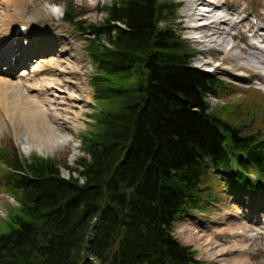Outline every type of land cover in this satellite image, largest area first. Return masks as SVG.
<instances>
[{
	"label": "trees",
	"instance_id": "trees-1",
	"mask_svg": "<svg viewBox=\"0 0 264 264\" xmlns=\"http://www.w3.org/2000/svg\"><path fill=\"white\" fill-rule=\"evenodd\" d=\"M171 2L114 0L98 23L65 12L99 110L68 178L52 159L7 160L18 205L0 226V264H202L172 230L215 198L210 170L242 193L264 180V134L245 130L238 104L210 105L228 84L192 66Z\"/></svg>",
	"mask_w": 264,
	"mask_h": 264
},
{
	"label": "rangeland",
	"instance_id": "rangeland-1",
	"mask_svg": "<svg viewBox=\"0 0 264 264\" xmlns=\"http://www.w3.org/2000/svg\"><path fill=\"white\" fill-rule=\"evenodd\" d=\"M113 1L31 0L24 7L27 16L38 13L40 9L45 7L59 9L57 17L47 13L46 15H36L37 17L30 18L28 21L30 33L28 35H31L33 28H41L45 31L52 30L60 36L68 38L77 47L78 54L74 58L78 62L79 70L76 71L77 74L74 78L69 81L66 89H61L60 93L62 97L69 95L78 97L80 99L78 106H82V115L74 119L76 124L72 126L71 139L53 150H44L41 155L35 150L28 153L21 143V139L24 140L25 136L19 137L16 135L10 124L0 127V226L10 207H17L18 205L8 191L7 181L4 180L6 174L3 175L4 160H13L14 150H17L22 161L30 162L36 158L52 159L66 178L69 177L72 168L76 167L77 160L83 154L80 136L93 124L94 119L92 116L98 112L99 105L98 102L94 101L93 88L89 81L92 64L84 49V40L63 19L65 12L72 6L73 13L78 14L79 18L84 19L87 23H98L106 17V14L100 11L101 8L109 6ZM168 1H172L170 4L173 3L176 10L173 15L175 24L172 26L181 35V38L187 42L190 50H196V55L193 58L194 66L203 67L196 62L198 58L202 57L205 63H208L204 67L217 66L215 69L213 68L214 70L211 73L236 84L232 86L227 83L228 88L222 95L217 98H209L210 105L221 113L222 106L233 107V105L238 104V107H235L238 110L232 112V114L238 119L245 118L243 121L246 125L245 130L250 132L258 128L264 134V85L261 80V77L264 78V63L258 61L260 58L264 60V53L259 54V51L255 52L248 45V42L255 43L264 51V38L252 37L250 40L248 37L249 26H252V29L261 26V29L264 30V0H224L227 4L225 8L232 9V16L235 14L234 18L228 21L229 24L225 26V33L214 38L213 43L206 47L196 42L197 38H193L202 29H189L187 25L190 18H195L192 11L187 12L191 0H162L163 3H169ZM5 5L14 8L9 0H0V12H2ZM201 7V5L196 6V12H199ZM249 13L254 14L256 21L246 18ZM169 24L171 25L170 21ZM230 36H233V38L231 39ZM223 38L230 41V46L236 47V51H238L241 58L250 61L248 62L249 69H244L239 73L236 69L233 71L227 67L224 53L221 48V50L219 49V44ZM71 48L72 50L75 49L74 46H71ZM38 53L39 49L37 47L29 53L36 57L34 63L40 57ZM4 68L0 64V78L5 77L20 85L22 84L24 77L1 73ZM256 70H259L260 76L257 75L253 77L254 79L252 78L253 80H247L252 71ZM235 72L240 75L234 74ZM10 77L15 79H10ZM251 105L256 107L257 111L253 112ZM74 176L77 177L76 173H74ZM219 188L220 191L223 189L224 193L219 194L217 192ZM214 190L217 192V198L210 203L209 201L206 202V209L193 211L190 216L181 218L174 224L172 230L174 239L180 245L191 249L196 260L202 264H224L226 259L235 253L234 248L236 246L250 247L247 256L251 264H264V183H261L258 191L248 193L242 197L234 190L222 188V185L219 186L215 181ZM251 214H254L253 217ZM227 227H231V230L229 231ZM241 234H244L246 239L241 237ZM205 239L211 241L210 245L204 244ZM220 249H225V251L221 252Z\"/></svg>",
	"mask_w": 264,
	"mask_h": 264
},
{
	"label": "bare ground",
	"instance_id": "bare-ground-1",
	"mask_svg": "<svg viewBox=\"0 0 264 264\" xmlns=\"http://www.w3.org/2000/svg\"><path fill=\"white\" fill-rule=\"evenodd\" d=\"M9 1L14 5V8L5 5L2 12H0V52L6 53H10L8 49L12 48L10 39H12L15 28L23 25L27 26V29L20 36L24 40L28 38L27 36L30 33L28 32L30 30L28 27L30 18L37 17L36 15H46L47 13L57 17L59 11L57 8L45 7L40 9L38 13L27 16L24 7L31 0ZM208 1L210 3L205 0H191L187 9V12L192 11L195 16V19H192L193 24H197L198 21H208L206 30H200L199 38L196 40L205 47L213 43L214 38L225 33V26L229 24L228 21L231 19L218 15L217 11L213 9V3L216 6H221L224 0ZM202 2L213 10L211 9L206 13L196 12V6L202 5L200 4ZM223 12L226 15L228 11ZM260 29V27L256 29L255 38L261 37L257 33ZM48 31L33 28L29 38L32 39L35 45H38V40H40L44 48L47 49L40 53L41 58L34 63L32 71L26 72L25 70L22 72L21 76L26 74L27 77H24L21 85L5 77L0 78V127L10 124L16 135L19 137L25 136L24 140L20 139L28 153L35 150L43 154L44 150H53L66 143L72 138V126L76 124L74 119L82 115V106H78L80 99L72 95L62 97L60 93L61 89H66L69 81L74 78L77 74L76 71L79 70L78 62L74 58L78 54V49L68 38L60 36L52 30ZM230 38L232 39L233 36H230ZM248 45L255 52L264 53L257 44L248 42ZM71 46H74L75 49L72 50ZM220 48L227 60L226 65L228 68L233 71L236 69L239 73L244 69H249L248 62L250 61L241 58L238 51H236V47L230 46V41L223 38L219 44ZM260 59L258 61L264 63V60ZM8 68L9 66H7ZM239 73L235 72L237 75H240ZM260 74L259 70L252 71L248 79L251 80L257 75L260 76ZM261 80L264 81V78L261 77ZM253 215L251 214L252 217ZM227 229L230 231L231 227H227ZM241 237H245V235L241 234ZM210 243L211 241L204 240L205 245H210ZM249 248L236 246L234 248L235 253L226 259L224 264H251L247 256L250 252ZM219 251L223 252L225 249Z\"/></svg>",
	"mask_w": 264,
	"mask_h": 264
}]
</instances>
